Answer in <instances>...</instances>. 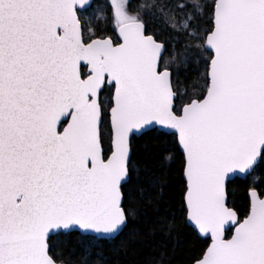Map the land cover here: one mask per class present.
<instances>
[{"label":"snow or ice","instance_id":"obj_1","mask_svg":"<svg viewBox=\"0 0 264 264\" xmlns=\"http://www.w3.org/2000/svg\"><path fill=\"white\" fill-rule=\"evenodd\" d=\"M178 224L264 264V0H0V264H172Z\"/></svg>","mask_w":264,"mask_h":264},{"label":"trees","instance_id":"obj_2","mask_svg":"<svg viewBox=\"0 0 264 264\" xmlns=\"http://www.w3.org/2000/svg\"><path fill=\"white\" fill-rule=\"evenodd\" d=\"M140 148L142 154L147 151L146 145L144 141L140 142ZM177 165H173V180L170 186L164 191V200L166 205L170 208V210L177 216V220L179 222V184L177 182V178L175 177V169ZM234 196L236 202L238 204L243 205L244 203V188H245V180L236 178L233 185ZM179 226V224H178ZM179 241H172L168 243V249L171 253V249L173 247L176 248V252L172 255V264H183L186 259V255L189 249H198L202 245V240L196 239L190 232L188 228L183 226H179ZM157 242L159 241V237L154 238ZM72 242L75 243V237L72 238ZM108 255L111 257V253L109 251L110 246L107 244L101 245ZM151 252V248L144 244H137L134 250H130L127 256H121L120 259L124 261V264H139L140 260L143 259L144 256L148 255Z\"/></svg>","mask_w":264,"mask_h":264},{"label":"water","instance_id":"obj_3","mask_svg":"<svg viewBox=\"0 0 264 264\" xmlns=\"http://www.w3.org/2000/svg\"><path fill=\"white\" fill-rule=\"evenodd\" d=\"M239 179H242L243 180L244 178H239Z\"/></svg>","mask_w":264,"mask_h":264}]
</instances>
